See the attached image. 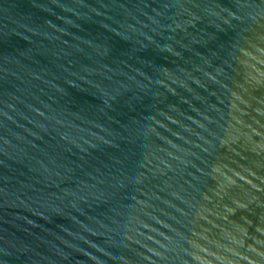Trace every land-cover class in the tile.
Listing matches in <instances>:
<instances>
[{
	"label": "water",
	"instance_id": "obj_1",
	"mask_svg": "<svg viewBox=\"0 0 264 264\" xmlns=\"http://www.w3.org/2000/svg\"><path fill=\"white\" fill-rule=\"evenodd\" d=\"M0 264H264V0H0Z\"/></svg>",
	"mask_w": 264,
	"mask_h": 264
}]
</instances>
